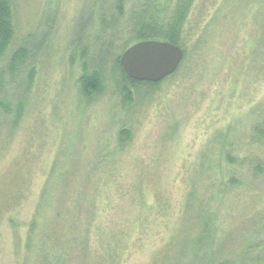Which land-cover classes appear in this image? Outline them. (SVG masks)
Wrapping results in <instances>:
<instances>
[{
  "label": "rangeland",
  "instance_id": "374dc122",
  "mask_svg": "<svg viewBox=\"0 0 264 264\" xmlns=\"http://www.w3.org/2000/svg\"><path fill=\"white\" fill-rule=\"evenodd\" d=\"M10 2L0 264H158L204 227L214 264H264V0ZM147 5L187 51L153 85L115 62Z\"/></svg>",
  "mask_w": 264,
  "mask_h": 264
},
{
  "label": "trees",
  "instance_id": "16d2710c",
  "mask_svg": "<svg viewBox=\"0 0 264 264\" xmlns=\"http://www.w3.org/2000/svg\"><path fill=\"white\" fill-rule=\"evenodd\" d=\"M148 5L143 8L142 12V21L135 22V26L133 27L134 36L133 40L136 42L138 39L148 40L155 37L161 38L162 41H167L178 45L184 52V56L187 55L186 48L183 43L179 40V31H180V21L175 20L172 26L170 27V31L168 34H161L162 31H156V28H160V22L156 19V11L155 9L148 10ZM11 2L10 0H0V57L5 53L7 47L12 41L13 36V24H12V11H11ZM177 32V33H176ZM128 47V46H127ZM127 47L123 48L124 51ZM26 54V50L24 48L16 51L10 60V73L12 71H16L15 67L18 62H20ZM115 62L119 64V57L115 58ZM121 67V66H120ZM84 73L79 78L80 90L84 96H90L99 88L100 79L99 75L96 71L88 72L86 67L83 66ZM125 75V74H124ZM128 77V76H127ZM171 77V76H170ZM169 78V77H168ZM128 79L133 83H139L134 81L133 79ZM158 83V82H157ZM157 83H149V84H157ZM7 101L4 103V100H0V108H4L8 110L6 107ZM20 108L18 109V116L20 115ZM213 233L212 228L204 227L201 230V234L198 238L194 240V244L189 241H183L180 237L175 240L172 238L170 242L158 251L155 256L158 260V264H172V257L175 255H180L179 263L184 264V259L186 258L187 246L189 245V261L186 264H214V258L212 257L213 253ZM193 248V249H192ZM191 255L193 258H191Z\"/></svg>",
  "mask_w": 264,
  "mask_h": 264
},
{
  "label": "water",
  "instance_id": "95a60500",
  "mask_svg": "<svg viewBox=\"0 0 264 264\" xmlns=\"http://www.w3.org/2000/svg\"><path fill=\"white\" fill-rule=\"evenodd\" d=\"M183 57L184 52L178 45L148 39L128 46L121 52L119 62L129 78L158 82L174 73Z\"/></svg>",
  "mask_w": 264,
  "mask_h": 264
}]
</instances>
